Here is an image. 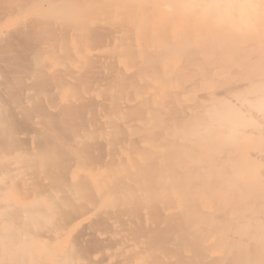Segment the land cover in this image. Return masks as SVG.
<instances>
[{
    "label": "bare ground",
    "instance_id": "obj_1",
    "mask_svg": "<svg viewBox=\"0 0 264 264\" xmlns=\"http://www.w3.org/2000/svg\"><path fill=\"white\" fill-rule=\"evenodd\" d=\"M15 1L26 16L30 0ZM137 1L90 11L57 4L35 15L43 25L24 23L46 26L44 35L27 26L13 37L0 16V33L13 40L0 36V197L20 179L21 198L35 202L1 204L19 234L7 221L2 244L23 241L19 254L9 243L5 263L264 264V0ZM45 22L66 34L60 43ZM232 22L241 42L229 66H217L215 37ZM88 31L110 32L107 56L85 44ZM26 33L32 47L43 36L29 54L17 49ZM15 117L28 121L26 132Z\"/></svg>",
    "mask_w": 264,
    "mask_h": 264
},
{
    "label": "rangeland",
    "instance_id": "obj_2",
    "mask_svg": "<svg viewBox=\"0 0 264 264\" xmlns=\"http://www.w3.org/2000/svg\"><path fill=\"white\" fill-rule=\"evenodd\" d=\"M2 1V0H1ZM7 1V3H5V6L7 5V7L6 8H3L2 7V2H0V7H2V10L0 9V16H1V19H2V17L4 18V17H9L8 18V26L5 28V30L7 31V30H10V32L12 31V33L14 32V34H13V37H14V35L15 34H17V31H20L21 29H22V27H24V23L25 22H28L29 20L28 19H30V17L31 18H34V19H38L37 21L35 20L34 22H36V23H33V24H37V23H39L38 25H40V24H42L43 25V23H42V21L40 22V20H39V18H37V16H38V14H40V12H43L42 10H44V13H49V12H54L55 10H57V8H56V5L58 4L59 6H57L58 8H60L61 10L62 9H69L71 6H75V7H77V8H80V7H83L84 6V4H85V7L87 8V10L88 11H90L93 7H98L99 9H103V8H105L106 7V5H105V1H107V0H81V1H83V2H81L82 3V6H81V3L79 4V2H80V0H79V2H75V0H30V2L32 3H29V1H28V3L26 4V5H24V6H27V7H29V13L26 15V16H24V17H22V18H24V19H22V18H20V16H19V14H18V9H20L21 8V6H19L17 3H15L16 1L15 0H6ZM9 1V2H8ZM15 1V2H14ZM19 1V3L20 2H25V1H27V0H17V2ZM35 1V2H34ZM39 1V2H38ZM71 1H73V2H71ZM134 1V0H133ZM132 0H126V2H133ZM140 0H138L137 2H139ZM161 2H162V0H160ZM164 1V4H163V2H162V5H169L170 3H171V1L170 0H163ZM11 2V3H10ZM44 2V3H43ZM63 2V3H62ZM85 2V3H84ZM4 3V2H3ZM9 3H10V5H9ZM56 3V4H55ZM73 5H72V4ZM129 3V4H130ZM11 4L13 5V6H15V7H13V6H11ZM21 4H24V3H21ZM29 4V5H28ZM161 4V3H160ZM4 5V4H3ZM46 5L48 6L47 8H45L46 7ZM63 5V6H62ZM161 5V6H162ZM10 6H11V10L13 11V12H11V10H10ZM38 6L40 7L39 9H38ZM66 6V7H65ZM128 6H130V5H128ZM128 6H127V8H126V10H129L128 9ZM159 7L158 5H156V8H158L159 7V9H161L162 11H166V12H170V10L168 9L169 7H167L166 6V8L163 6V7ZM174 7H180L179 5H177V4H174L173 5ZM12 7H13V9L14 8H18V9H12ZM23 7V6H22ZM34 7V8H33ZM54 7H55V9H54ZM62 7V8H61ZM36 8H37V10H36ZM45 8V9H44ZM4 9H6V10H4ZM35 9V10H34ZM7 11H8V13H7ZM10 11V12H9ZM33 11V12H32ZM36 11V12H35ZM38 11V12H37ZM40 11V12H39ZM64 11V10H63ZM142 11H143V9H142ZM236 11V8L235 7H233V6H231V9H230V15L232 16V17H237V13L235 12ZM4 12H6L7 14H2V13ZM32 12V13H31ZM35 12V13H34ZM13 13V14H12ZM9 14V15H8ZM31 14H33V15H31ZM3 15H6V16H3ZM14 15H17V17H15ZM35 15H37V16H35ZM117 19L114 21V23L111 21V20H107V21H105L104 22V24H109V23H113L114 24V29H119L120 27L122 28V25H124L125 23H126V20L124 19L125 18V16L123 15L122 16V13H121V11L117 14ZM13 17V18H12ZM15 17V18H14ZM13 19V20H12ZM105 19V18H104ZM103 19V20H104ZM121 19H124V21L123 22H121V23H119L118 22V20H121ZM27 20V21H26ZM31 20H33V19H31ZM31 20H30V23H31ZM15 21V22H14ZM76 21V18H75V16L74 17H72V23L74 22V23H76L75 22ZM20 22H23V25H20ZM17 23H18V27H17ZM29 23V22H28ZM46 23V22H45ZM32 24V23H31ZM32 24V25H33ZM139 24L141 25V26H144V27H149L151 24H150V22L146 19V21H140L139 22ZM12 25H14V26H12ZM38 25H35V26H38ZM41 25V26H42ZM44 25H48V22L46 23V24H44ZM51 25V24H50ZM50 25H48L50 28H48V29H50L51 30V28L53 29V32L52 31H50L49 32V30H47V32H49V34L51 33V35L52 36H54L55 34H57L56 32L59 30V29H57L55 26H54V24H52L53 25V27L52 26H50ZM21 26V28L19 29V27ZM27 26H31V25H27V24H25V27H24V30H25V28L27 27ZM41 26H40V28H35L34 26H33V28H32V26H31V28L32 29H37L36 31L38 32H40V31H42V32H40V33H43V29H44V32H45V34H46V26H45V28H43L42 30H41ZM16 27V28H15ZM43 27V26H42ZM54 27H55V29H57V31H54ZM14 28V29H13ZM30 28V29H31ZM121 28H120V30H121ZM19 29V30H18ZM26 29H29V27L28 28H26ZM4 30V31H5ZM22 30V31H20V32H24L23 34H25V31L27 32L28 30ZM3 31V33H0V36H2V37H0V39L2 38V39H4L5 38V35H6V38L8 37H10V35L8 34V32H4ZM59 31H61V30H59ZM58 31V32H59ZM9 32V33H10ZM29 32H30V30H29ZM55 32V34H53ZM61 32H63V31H61ZM95 32V31H94ZM5 33H7V34H5ZM34 34L36 33V32H33ZM33 33H31V35L33 34ZM60 33V32H59ZM2 34V35H1ZM11 34V33H10ZM21 34V33H20ZM30 34V33H29ZM33 34V35H34ZM38 34V33H37ZM61 34H62V36H61ZM63 34H65L64 32L63 33H60V34H57V35H55L54 37H51V35H50V37L49 38H55V41H56V39L57 40H59V41H56L55 43L57 44L58 42L60 43L61 42V40L60 39H62V38H64V35ZM71 34H72V36L74 35V30L72 29V31H71ZM232 34H237V35H232ZM7 35H9V36H7ZM17 35H19V33L17 34ZM42 35V34H41ZM43 35H44V33H43ZM59 35V38H57V36ZM66 35V34H65ZM110 32H108V31H102V32H97L96 34L95 33H93L92 34V31H88V32H86V36H85V44H87V45H92L93 43H95V44H98V45H101V46H104L103 47V53H105V55L104 56H107V54H108V44H109V42H110ZM11 36H12V34H11ZM16 36V35H15ZM45 36H47L48 37V34L47 35H45ZM95 36V37H94ZM17 37V36H16ZM21 37V38H20ZM24 37V38H23ZM19 36V39H21V40H19V39H14L15 41H16V44L15 45H13V47H17L16 45L17 44H19V41L20 42H22L21 43V45L20 46H18L17 47V49L19 50V47L21 48L23 45H25V43L26 42H28L29 40L28 39H30V36H27V33H26V36ZM26 37V38H25ZM36 37H38V35H35V37H32V38H36ZM41 37H43V36H41ZM41 37H38V38H41ZM46 37V38H47ZM66 37V36H65ZM112 37V36H111ZM7 38V39H8ZM28 38V39H27ZM38 38H36L35 40V44H33V47L32 46H29V45H25V50H26V48H30V50L29 49H27L26 50V52L25 51H23V53L25 52V53H27V54H29L30 53V51H31V47L34 49L35 47H37V45L39 44H41V42H43V41H39V40H37ZM45 37L44 38H42V39H46ZM49 38H47L46 40H48ZM241 38H242V34H241V32H238V30L235 28V26L233 25V22L230 24V25H227V24H223L222 26H221V28L219 29V36L218 37H215V40H216V42H217V45L216 46H213V49H219L220 50V55H219V57H218V55L216 56V61H215V64L217 65V66H220L221 65V63H222V61L223 60H226V63H225V65L228 67L229 66V62H227V59L229 58V56H232L233 55V53H234V51H236V47H237V44L238 43H240L241 42ZM10 39V38H9ZM12 39V38H11ZM11 39H10V41H11ZM23 39H25V40H23ZM42 39H40V40H42ZM52 39V40H53ZM93 39H96L95 40V42L93 41ZM19 40V41H18ZM27 40V41H26ZM31 40H33V39H31ZM45 40V41H46ZM5 40H3L2 42H4ZM9 41V40H8ZM7 41V42H8ZM13 41V40H12ZM11 41V42H12ZM15 41H14V43H15ZM44 41V42H45ZM1 42V41H0ZM7 42H4L5 44L7 43ZM10 42V43H11ZM51 41H49V43H50ZM30 43V41L28 42V44ZM32 43H34V41L32 42ZM47 43V42H46ZM52 43V42H51ZM54 43V44H55ZM175 43V42H174ZM9 44V43H8ZM11 44H13V43H11ZM23 44V45H22ZM27 44V43H26ZM30 45H32L31 43H30ZM34 45H35V47H34ZM145 45V49L147 48V46H146V44H144ZM3 46V45H2ZM4 48H6V49H8V51L10 52L11 50L8 48V45H7V47H5V46H3ZM3 47H1V49L3 48ZM62 47V46H61ZM3 48V49H4ZM10 48H12V46L10 47ZM172 48H174V45H173V47ZM16 49V50H17ZM21 51L23 50V47L20 49ZM1 51V50H0ZM3 51V50H2ZM14 51H15V49H14ZM12 52L13 51H11V53H9V55L10 54H12ZM15 52H13V54H14ZM16 53H18L17 51H16ZM15 53V54H16ZM22 52H20L19 51V55L20 54H23ZM14 54V55H15ZM2 55V53L0 52V56ZM22 56V58H20L21 60L22 59H24V57H23V55H21ZM20 56V57H21ZM1 60V59H0ZM4 59H2V61H3ZM121 62L122 63H124V64H129V67H133V66H138V64L137 63H135V62H130L129 61V58H127V57H122L121 58ZM2 64V63H1ZM115 64H117V63H114V64H111V65H115ZM3 69H4V67L5 66H10V65H5V63H3ZM144 64H140V67H142ZM2 67V66H1ZM94 68V69H93ZM8 69H9V67H8ZM11 69V68H10ZM0 70H2L1 68H0ZM5 70L7 71V68L5 67ZM4 70V71H5ZM88 70L89 71H87V74H89L91 71H96L97 70V68H96V66H93V65H89L88 66ZM5 71V72H6ZM9 71H11V70H9ZM4 72V73H5ZM1 73H3V72H1ZM7 73H8V71H7ZM6 73V74H7ZM9 73H12L13 74V71L12 72H9ZM47 74V73H46ZM48 75V74H47ZM89 75H93V76H95V77H97V79L96 80H103V78H104V76L103 75H94L92 72L89 74ZM88 75V76H89ZM5 76V80L7 79V76L6 75H4ZM8 76H9V74H8ZM10 76H12L11 74H10ZM15 76V75H14ZM14 76H12L13 78H14ZM43 76H46V75H43ZM13 78H12V81H13ZM15 78H16V76H15ZM14 78V79H15ZM48 78V76H46V79ZM60 78H62L61 77V75H60ZM60 78L58 79V82H59V80H60ZM11 80V77L10 78H8V80H6L7 82L8 81H10ZM41 79V78H40ZM39 79V80H40ZM49 79H51V77H49ZM63 79V78H62ZM111 79V78H110ZM2 80H4L3 78H2ZM38 80V81H39ZM42 80V79H41ZM45 80V79H44ZM54 80V78L52 79V81ZM56 80V79H55ZM54 80V81H55ZM31 82V81H29L28 79L26 80V82ZM37 81V82H38ZM43 81V80H42ZM48 81V80H47ZM46 81V82H47ZM53 81V82H54ZM90 81V80H89ZM22 82H25V79L22 81ZM41 82V81H40ZM44 82V81H43ZM48 82H51V81H48ZM55 82H57V80L55 81ZM60 82H61V80H60ZM22 118V119H21ZM16 119H18V122H17V120ZM20 119L22 120V124H21V122H20ZM14 121L17 123V125L20 123V126H21V128L20 129H18V132H20V130L22 129V132L23 131H25L26 132V130L28 129V125H26V122H28V121H26V120H24L23 119V117H15L14 118ZM25 121V122H24ZM29 124V123H28ZM27 128V129H23V127L24 126ZM19 126V127H20ZM23 126V127H22ZM24 132V133H25ZM21 134V133H20ZM28 146H31L30 144L28 145ZM28 146H26V148L31 152V150L33 149V147L34 146H31L30 147V149H29V147ZM18 148V147H17ZM20 148V147H19ZM17 151H18V153L19 152H21L22 150H20V149H16ZM11 168H14V166L12 167L11 166ZM0 178H1V176H0ZM16 179V178H15ZM17 179H18V177H17ZM1 181H3V179H0V182ZM16 182H14V183H18V185L19 186H17V184H15L16 185V187H17V189H18V191L19 192H17V189H16V187H15V190L14 189H12V190H9L8 192H5V195L3 196V197H0V206H1V210H0V212H1V214H3V208L2 207H4V206H2V205H4V204H8V201L12 204V205H16V206H21V207H23V206H25L26 204H28V205H34V203L35 202H33V203H29L26 199H23V198H25L26 197V194H22V198H21V191H23L24 192V189H22L21 190V185L19 184V181H20V179L19 180H15ZM21 182V181H20ZM21 187V188H20ZM27 188V187H26ZM14 192H16V193H14ZM27 192V191H26ZM19 193H20V196H19ZM24 195H25V197H24ZM28 196V195H27ZM7 198V199H6ZM21 198V199H20ZM23 199V200H22ZM8 200V201H7ZM6 203H5V202ZM4 203V204H3ZM22 203H24V205L22 204ZM2 204V205H1ZM10 210V208L8 209V208H5V210H4V215H5V213H6V211H7V213H8V211ZM1 214H0V235H1V233L2 234H5L6 232H10V231H8L7 229L6 230H4L5 228H4V226L6 225V223H7V221L10 223L11 221H9V220H12V219H10V217L12 216V215H8V219H6V221H5V219H4V217H6L7 218V215H5V216H1ZM5 221V222H4ZM4 224V225H3ZM14 224H16L15 222L13 223V221L11 222V224L10 225H7V226H9V228L11 227V226H15ZM16 226H17V224H16ZM15 226V230L13 231L16 235H15V239H18V235H17V230L16 229H18L17 227ZM2 227H3V229H2ZM19 229H20V227H19ZM95 229H97V227H95ZM94 229V230H95ZM10 230H11V228H10ZM93 230V231H94ZM3 232H5V233H3ZM20 233H21V231H20ZM9 235H11V234H9ZM9 235H5L6 237H10ZM2 236V235H1ZM1 236H0V241H1ZM5 236H2V237H5ZM12 236H13V234H12ZM14 238V237H13ZM19 238H20V236H19ZM92 238V237H91ZM10 239V238H9ZM95 239V238H94ZM94 239L92 238V244L90 243L91 241H90V239H88L89 240V243L91 244V246H89V249L93 252V248H96V245H94L95 243V241H94ZM3 240V239H2ZM8 239L6 238V240L4 241L7 245V252H6V249H5V243L3 242V244H2V241L0 242V249H2V250H0V258L2 259L1 260V262H0V264H3V262H4V264H9V262H6L5 263V259L4 258H6L7 259V257H9L8 255H10L12 252H11V249H9V247L8 246H10V244L9 243H11V241L10 242H8L7 241ZM97 240V239H96ZM18 241V244L16 245L15 243ZM16 242L14 241V243H11L12 244V246H10V248L12 247V249H14V251H15V253H17V254H19V252L21 253V245H23V241H22V239L21 240H16ZM20 242V243H19ZM97 243H98V240L96 241ZM88 243V244H89ZM14 244V245H13ZM44 244V243H43ZM43 244H41V246L43 245ZM87 244V243H86ZM100 244V243H99ZM2 246H4L3 248H2ZM17 246V247H16ZM18 246H20L21 248L19 249V247ZM39 246H40V244L37 246L38 247V250L40 249L41 250V248H44L43 246L41 247V248H39ZM98 246V245H97ZM102 246V245H101ZM100 246V247H101ZM92 249H91V248ZM98 248V247H97ZM5 249V251H3ZM9 249V250H8ZM99 249V248H98ZM39 250V251H40ZM10 251V252H9ZM13 251V252H14ZM17 251V252H16ZM4 252H6V253H4ZM94 252H95V250H94ZM10 253V254H9ZM14 254V253H13ZM51 254H53V253H50L49 255L50 256H53V255H51ZM16 255V254H15ZM7 256V257H6ZM11 256V255H10ZM11 257H14L13 255L11 256ZM45 257H47V256H45ZM102 257V256H101Z\"/></svg>",
    "mask_w": 264,
    "mask_h": 264
}]
</instances>
